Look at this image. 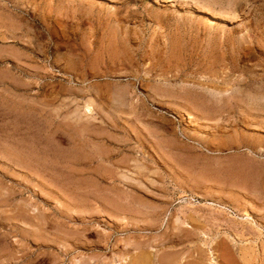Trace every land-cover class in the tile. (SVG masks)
Returning <instances> with one entry per match:
<instances>
[{
	"label": "rangeland",
	"instance_id": "1",
	"mask_svg": "<svg viewBox=\"0 0 264 264\" xmlns=\"http://www.w3.org/2000/svg\"><path fill=\"white\" fill-rule=\"evenodd\" d=\"M0 264H264V0H0Z\"/></svg>",
	"mask_w": 264,
	"mask_h": 264
},
{
	"label": "bare ground",
	"instance_id": "2",
	"mask_svg": "<svg viewBox=\"0 0 264 264\" xmlns=\"http://www.w3.org/2000/svg\"><path fill=\"white\" fill-rule=\"evenodd\" d=\"M253 2V1H252Z\"/></svg>",
	"mask_w": 264,
	"mask_h": 264
}]
</instances>
